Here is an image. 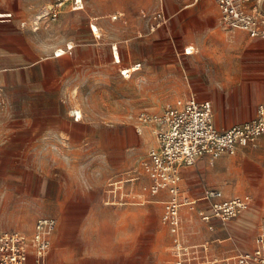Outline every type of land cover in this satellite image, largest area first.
<instances>
[{"label": "rangeland", "instance_id": "rangeland-1", "mask_svg": "<svg viewBox=\"0 0 264 264\" xmlns=\"http://www.w3.org/2000/svg\"><path fill=\"white\" fill-rule=\"evenodd\" d=\"M57 1L0 0V13L5 15L12 13L11 16L0 17V28L13 30L12 26L1 25L7 23L16 25L17 30L25 33V36L17 39L20 42L30 40L33 45L35 44L36 57L46 56L50 52L55 55L56 50L66 49L67 44L74 45V48L63 56H68L72 62H76L74 67L77 66L75 69L77 72L74 77H78L79 83V93L77 91L76 97L80 101L77 109L81 108L80 110L84 112L82 120L102 121L104 125L110 127L125 123L130 127L140 111L162 110L174 103L188 88V82L176 57L169 49L166 33H149V15L152 18L159 8L158 4L155 8L148 9L141 5L136 8L135 5L125 3V0H85L86 9L72 11L66 5L54 17L53 11ZM142 8L146 9L147 17L140 16ZM117 11L126 13L127 23L112 20V15ZM92 15L103 17L102 28L99 31L101 37L94 36L93 52L78 51L74 38L84 41L86 36L81 33L73 36L74 28H70V24L60 25V18L73 16L74 20L71 22L75 24V29H83ZM175 20L176 16L171 22L174 24ZM179 21L178 30L175 25L178 38L185 36L196 42L202 40L199 33L202 27L200 19H193L189 29L183 28L182 19ZM169 22L170 19L167 24ZM141 30L142 36L138 34ZM113 41H121L129 50L128 60L142 63V67H139L129 79L122 77L119 67L109 59L110 43ZM225 43H233L231 60L237 65V73L233 77H224V80L235 81L233 83L225 81L217 93V100L212 101L217 123L224 120L227 110H231L232 113L241 111L243 114L247 111L251 98L249 87L253 81L259 82L264 91L263 49L247 39L235 43L227 38ZM223 61L225 62V59ZM0 84L1 96L5 90V82L1 76ZM226 99L228 101H225ZM225 102L229 103V109ZM261 104L264 102L256 105L250 119L247 113L246 118L239 124L256 119L257 109ZM4 121L5 118L0 117V125L4 124ZM142 144L145 146L143 140ZM141 146L135 145L131 149L136 152L135 162L143 155L140 151ZM40 150L36 146L6 148L0 145V173L20 169L23 165L27 166V163L32 168L31 171L35 172L38 169V161L43 159ZM56 155L64 160L55 165L58 170L90 174L94 166L97 174L105 171L102 161L89 155L85 148L55 149L50 158ZM23 159L25 164L21 162ZM201 159L205 160V164L200 166L198 163ZM196 161L197 163L191 165L189 169L186 198L183 201H193L192 199L204 195L206 189L217 187L224 190L226 198H232L238 193H250L253 197L251 206L262 214L264 133L253 143L241 146L234 155L223 154L216 159L202 157ZM30 182L28 197L32 200L38 196V180ZM205 186L207 187L204 188ZM84 207L85 211L67 213V218L65 217L66 220H78V227H68L67 224L63 226L59 220L48 254V264H175L174 243L167 226L161 221L160 211L138 206L106 205L103 200ZM253 207L246 211L252 213ZM201 211L205 214L212 213L209 208ZM201 211H198L195 202L182 206L181 220L185 243L196 245L198 249H202V245L206 244L208 249L216 253L213 257H208L205 254L201 255L202 251L199 250L196 264H219L218 261L211 259L224 255L234 240L239 243L248 237L236 240L237 238L222 234L223 222L218 217L213 220L214 229H210L202 220ZM40 216L35 218L32 228ZM227 225V228L239 226L231 222ZM29 231L30 234L33 229Z\"/></svg>", "mask_w": 264, "mask_h": 264}, {"label": "crops", "instance_id": "crops-1", "mask_svg": "<svg viewBox=\"0 0 264 264\" xmlns=\"http://www.w3.org/2000/svg\"><path fill=\"white\" fill-rule=\"evenodd\" d=\"M83 2V9H86L85 0ZM125 3L135 5L136 8H139V5L146 6L148 9L155 8L158 4L159 8L156 11L162 9L166 17L170 19L169 24L166 22L161 27L152 30L153 18L149 15L148 28L149 33H166L169 49L176 57L184 78L188 82V88L177 99L195 95L201 100L216 101L217 93H219L220 87L224 86L225 81L227 83L235 81L234 79L224 80V77H233L237 73V65L231 60L233 43H225L227 38L235 43L247 39L264 51L263 38L244 30H226L222 26L221 10L217 0H125ZM66 5L72 11L83 10L73 9V1L67 2ZM141 15L143 18L148 16L145 8L141 9ZM175 16L176 20L173 24L171 19H175ZM102 18L100 15L90 16L83 29H75V24L71 22L74 20L73 16H62L59 23L60 25L64 23V26L70 24V28H74L73 36L79 33L85 35L84 41L74 38L76 47L78 51L86 50L91 53L90 51L94 50V36H96L91 29V23L98 26L97 34H101L99 31L102 28ZM181 19L184 29L190 28L193 19H200L202 27L199 33L202 35V40L196 42L185 36L178 38L176 29H179V20ZM112 20H122L127 23L128 16L124 11H117L112 15ZM4 25L12 26L13 30L0 28V76L5 82L4 93L0 96V117H4L6 120L4 124L0 125V145L6 148L36 146L41 149L43 159L38 161V169L35 172L31 171L32 168L27 163V166L23 165L20 169L0 173V233L5 231L29 233V230L34 229V227L32 228L34 220L39 215H41L40 217L56 218L63 226L67 224L68 227H78V220H66L67 213L85 211L84 205H92L99 200H103L106 205H129L160 211L162 221L164 203L169 199L170 194L165 190L156 195L145 193L140 185L147 179L134 183V193L127 195L125 202L116 200L108 191V183L111 179L134 175L133 172L137 173L141 170L140 161L145 157L149 148L155 144L152 129L147 127L142 134H138L135 128V119L130 127L125 123L110 127L104 125L102 121L82 120L84 112L81 119H75L73 111L78 110L77 104L80 102L76 97L77 91L79 93L78 77H74L77 72L75 70L77 66L74 67L76 62H72L71 58L63 56L64 54L53 55V52L46 56L36 57L35 44L33 45L30 40L20 42L17 39L20 36H25V33L17 30L16 25L7 23L1 26ZM138 34L142 36V30ZM125 42L128 46L127 41ZM112 43L119 45L120 63L114 62L111 51ZM190 46L193 47L192 52L186 53L185 48ZM128 54L129 50L121 41L110 43L109 59L119 69L141 63L128 60ZM249 89L251 98L244 114L241 111L232 113L231 110H227L224 120H219L218 123L214 117L215 125L219 130L224 131L239 124L246 118L247 113L250 119L256 105L264 102V91L259 82L253 81ZM227 98L229 99V97ZM83 105L86 107L84 102ZM225 105L229 109V103L225 102ZM142 140L145 146L142 144ZM140 144L142 145L140 151L143 152V155L135 162L136 152L131 149ZM241 146L243 145H240L238 150ZM62 148L87 149L89 155L102 161L104 173H95L94 166L91 175L77 171L58 170L55 165L64 162V160L57 155L50 158V154L52 156L55 149ZM202 157L211 158L208 155ZM24 160L21 162L24 163ZM71 160L70 158L69 161L71 162ZM204 164V159L198 163L200 166ZM190 167L191 165L184 166L181 170L182 200L186 198V184H188ZM36 179L38 180V196L36 199L30 200L28 197L30 181ZM213 189H219L223 194L225 193L223 189L217 187ZM224 189L227 191V188L224 187ZM246 194L252 197L250 193H238L234 196ZM143 197H147V199L144 200ZM202 197L203 195L189 201L196 203L198 211L209 208L207 202L199 203ZM157 203L162 205H154ZM252 203L253 197L251 205ZM251 205L250 207H253ZM246 210L229 221L239 226L227 228L228 225L223 223L221 233L237 238L236 240L244 237H248V239L239 243L234 240L231 242V248L224 255L214 257L211 259L212 261L217 262V260L239 251H248L254 248L264 208L261 215L255 207H253L252 213H248ZM25 219L27 222H24ZM214 219L216 218L213 216L210 221L202 220L210 229H214ZM61 249L63 250V248ZM200 250L202 251L201 255L205 254L208 257L216 255L211 249H208L206 244L202 245ZM31 263H33L32 259Z\"/></svg>", "mask_w": 264, "mask_h": 264}, {"label": "built area", "instance_id": "built-area-1", "mask_svg": "<svg viewBox=\"0 0 264 264\" xmlns=\"http://www.w3.org/2000/svg\"><path fill=\"white\" fill-rule=\"evenodd\" d=\"M69 1H73V9L84 8L83 0H58L53 11L54 17ZM217 2L221 10V23L226 30H244L264 39V0H217ZM152 18V30L168 21L162 9L156 11ZM91 29L96 37H101V34L96 33L97 25L91 23ZM66 47L63 50H56L55 55L61 56L71 51L74 45L67 44ZM192 50L193 47L185 48L186 53H191ZM111 51L114 62L120 63L118 43L111 44ZM135 67L138 69L141 63L119 70L121 75L128 79L136 71H131ZM73 114L75 119L82 118L78 110H74ZM135 120L138 134H142L147 127L152 129L155 144L140 161L141 170L133 172L134 175L111 179L108 191L116 200L125 202L126 196L134 193V183L143 179H147L140 185L145 193L156 195L162 190L167 191L170 197L164 203L162 222L168 227L173 238L175 264H196L200 249L196 245L185 243L182 230L180 208L191 202L182 200L181 170L184 166L195 164L202 156L208 155L216 159L223 154L234 155L240 145L253 143L264 133V104L258 107L256 119L234 125L224 131L215 125L212 102L201 100L195 95L177 99L159 111L142 110L136 114ZM143 199L146 200L147 197ZM202 199L207 201L212 211L211 214L201 211L202 219L210 221L214 216L223 223L238 217L250 207L252 201L248 194L225 198L221 190L213 188L206 189ZM57 226L56 218L43 216L37 219L30 234L21 231L1 232L0 264H47ZM217 261L219 264H264V215L252 250L239 251Z\"/></svg>", "mask_w": 264, "mask_h": 264}, {"label": "bare ground", "instance_id": "bare-ground-1", "mask_svg": "<svg viewBox=\"0 0 264 264\" xmlns=\"http://www.w3.org/2000/svg\"><path fill=\"white\" fill-rule=\"evenodd\" d=\"M10 15H12V14H6V15H5V14L0 13V17H6V16H10ZM97 32H98V31H97ZM97 32H96V33H97ZM191 46H192V45H191ZM191 46H190V47H191ZM59 50H63V48H60ZM195 51H196V50H195ZM62 53H63V52H62ZM62 55H63V54H62ZM135 70H137V67L131 69V71H135ZM80 109H81V108H80ZM80 109H78V112H79V114L82 115V114H83V113H82L83 111L80 110ZM82 116H83V115H82ZM196 163H197V162H196ZM206 202H207V201L204 200V199H201V200L199 201V203H201V204L206 203ZM230 221H231V220H230ZM228 222H229V221H227V222L224 223V224H227Z\"/></svg>", "mask_w": 264, "mask_h": 264}]
</instances>
